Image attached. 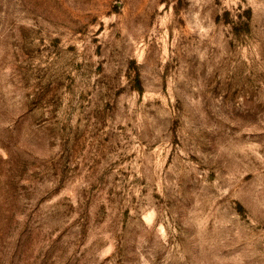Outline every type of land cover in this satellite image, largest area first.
I'll use <instances>...</instances> for the list:
<instances>
[{
	"label": "rangeland",
	"instance_id": "obj_1",
	"mask_svg": "<svg viewBox=\"0 0 264 264\" xmlns=\"http://www.w3.org/2000/svg\"><path fill=\"white\" fill-rule=\"evenodd\" d=\"M0 264H264V0H0Z\"/></svg>",
	"mask_w": 264,
	"mask_h": 264
}]
</instances>
